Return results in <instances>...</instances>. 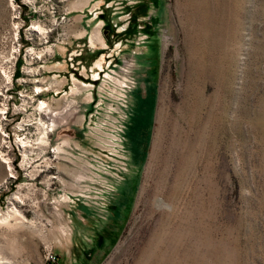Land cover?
<instances>
[{
  "label": "rangeland",
  "instance_id": "1",
  "mask_svg": "<svg viewBox=\"0 0 264 264\" xmlns=\"http://www.w3.org/2000/svg\"><path fill=\"white\" fill-rule=\"evenodd\" d=\"M0 106L1 260L264 264V0H0Z\"/></svg>",
  "mask_w": 264,
  "mask_h": 264
},
{
  "label": "built area",
  "instance_id": "2",
  "mask_svg": "<svg viewBox=\"0 0 264 264\" xmlns=\"http://www.w3.org/2000/svg\"><path fill=\"white\" fill-rule=\"evenodd\" d=\"M30 27H29V30H30ZM30 49H32V48H29L28 50L25 51V53H24L25 56H29V50ZM29 58L33 59L32 57H29ZM13 66H14V64H13ZM2 75L4 78H6V75H4V74H2ZM37 95H38V91L36 89H34V91H32L30 94L23 92V94L20 95V99H19L20 108H19V110L22 111V115L25 114L23 112H27L30 114L29 117L25 116L26 119L21 120L20 124L23 127L21 132H23V130H30V129L37 130V125H40L39 124V117H38L39 113L41 112L38 110V106L40 103H37L36 106H34V103L37 102L36 101ZM32 110H34V112ZM0 111L3 112V114L1 115L2 117H0L1 121H3V126H6L8 123V120L6 118L7 109L5 107H1ZM37 132H38V130H37ZM26 133H25V136H22L20 138H16L15 143L18 146V148H20L21 151H23L24 156L22 157V159L20 161V168L22 171H24L26 178H28L30 176L29 175V173H30L29 169L31 168L32 164L34 163V160L32 158L33 157L32 154L34 153V149H36V145H38V143H37V141H33L32 139H30V137L28 138L26 136L28 133L27 134ZM0 135H1V139H0L1 144H3L4 148L6 149L4 151V153L0 152V161L6 167V170L8 172V174H7L8 178L15 180L16 177L11 170L12 161L10 160V158L7 155V151L9 150V147H8L9 135H8L6 128H4L0 132ZM24 142H25L26 146H22V144H24ZM36 166H39V165H36ZM18 203H20V202H18ZM7 204H10V202L8 201ZM1 214H3V212L0 209V216H1ZM51 259L53 260V258H51Z\"/></svg>",
  "mask_w": 264,
  "mask_h": 264
},
{
  "label": "bare ground",
  "instance_id": "3",
  "mask_svg": "<svg viewBox=\"0 0 264 264\" xmlns=\"http://www.w3.org/2000/svg\"><path fill=\"white\" fill-rule=\"evenodd\" d=\"M32 31H34V32H40V33H42L43 32V29L42 28H40L39 26H32L31 28H30ZM8 77V76H7ZM40 109H42L43 111L44 110H46V107L45 108H42V104H41V106H40V108H39V110ZM45 127H46V125H45ZM45 127H42L43 129H46ZM48 127V126H47ZM53 128V127H52ZM50 131V130H49ZM42 133H46V132H42ZM39 142L40 141H42L43 139H44V137L42 136V137H39ZM22 146H26V144H25V142H24V144H22ZM16 194V193H15ZM19 199V196L18 195H14V196H12V199L10 200V204H11V206H10V208L12 207H14L13 205L16 203L15 201H20V200H18ZM9 213L8 214H5L4 216H2L1 218H0V223H3L4 222V220H6V219H8V218H11L13 215H19L18 214V212H16V211H11V209L10 210H7ZM4 214V213H3ZM0 264H11V262L10 261H4V260H1L0 259Z\"/></svg>",
  "mask_w": 264,
  "mask_h": 264
}]
</instances>
